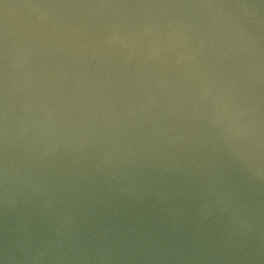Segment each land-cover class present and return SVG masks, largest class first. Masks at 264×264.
<instances>
[{
	"label": "water",
	"instance_id": "95a60500",
	"mask_svg": "<svg viewBox=\"0 0 264 264\" xmlns=\"http://www.w3.org/2000/svg\"><path fill=\"white\" fill-rule=\"evenodd\" d=\"M0 264H264V0H0Z\"/></svg>",
	"mask_w": 264,
	"mask_h": 264
}]
</instances>
